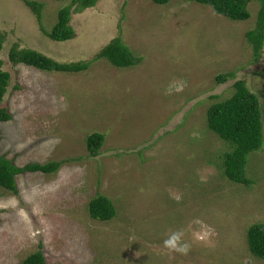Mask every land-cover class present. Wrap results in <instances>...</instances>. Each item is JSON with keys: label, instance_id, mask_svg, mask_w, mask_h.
Listing matches in <instances>:
<instances>
[{"label": "rangeland", "instance_id": "obj_1", "mask_svg": "<svg viewBox=\"0 0 264 264\" xmlns=\"http://www.w3.org/2000/svg\"><path fill=\"white\" fill-rule=\"evenodd\" d=\"M31 1L44 5L48 31L71 3ZM249 8L248 21L232 22L186 0H101L72 15L76 37L59 43L23 1L0 0V60L12 77L0 156L19 168L62 163L54 174L19 175L17 195L0 187V264H21L40 247L46 264H264L247 244L248 228L264 223V148L249 158L252 185L234 184L218 167L230 144L207 124L212 97H231L237 81L264 106V50L254 63L245 38L260 6ZM118 36L140 65L103 59L67 74L9 60L18 44L59 63L89 62ZM229 72L236 79L216 83ZM93 133L105 135L97 157L86 145ZM98 193L116 208L110 222L89 214ZM177 230L186 255L164 247Z\"/></svg>", "mask_w": 264, "mask_h": 264}, {"label": "trees", "instance_id": "obj_2", "mask_svg": "<svg viewBox=\"0 0 264 264\" xmlns=\"http://www.w3.org/2000/svg\"><path fill=\"white\" fill-rule=\"evenodd\" d=\"M31 9L40 23L42 32L54 42H68L76 37L71 26L72 15L80 14L95 8L101 0H71L70 5L58 12L57 23L51 30L43 26L44 5L37 1L21 0ZM66 2L68 0H52ZM158 6H166L175 0H150ZM211 8L217 15L232 22H245L251 18L250 5L259 3L256 23L246 33V41L252 50L253 62L257 63L264 50V0H186ZM6 39L0 32V54L4 49ZM106 60L117 69H129L140 65L143 58L135 54L123 41L121 36L113 39L96 57L89 62L59 63L44 54L31 49H21L16 44L10 50L9 60L13 65H24L47 73L77 74L88 71L90 67ZM0 60V105L8 93L11 85V74L3 69ZM236 79V72L220 74L215 81L223 85ZM218 100L207 111L208 129L222 141L230 144V150L220 158L219 170L230 182L251 186L253 180L248 177L247 168L252 153L260 152L264 148V106L258 95L253 93L243 81L234 85L231 97ZM12 120L7 109H0V123ZM105 142V135L93 133L86 140L87 150L92 157H97ZM61 162H50L46 165L32 163L19 168L6 156H0V187L15 195L18 194L17 177L25 172L54 174L61 168ZM89 214L93 220L110 222L117 216L116 208L111 199L98 193L89 203ZM247 244L250 253L257 259L264 261V223H254L247 230ZM21 264H46L41 247L31 253Z\"/></svg>", "mask_w": 264, "mask_h": 264}, {"label": "clouds", "instance_id": "obj_3", "mask_svg": "<svg viewBox=\"0 0 264 264\" xmlns=\"http://www.w3.org/2000/svg\"><path fill=\"white\" fill-rule=\"evenodd\" d=\"M164 247L172 252L180 254H188L191 250V245L184 239V233L181 230L173 231L163 241Z\"/></svg>", "mask_w": 264, "mask_h": 264}]
</instances>
